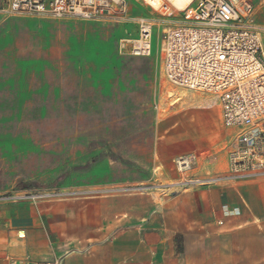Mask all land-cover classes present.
Segmentation results:
<instances>
[{"label":"rangeland","instance_id":"obj_1","mask_svg":"<svg viewBox=\"0 0 264 264\" xmlns=\"http://www.w3.org/2000/svg\"><path fill=\"white\" fill-rule=\"evenodd\" d=\"M126 1L118 21L0 12V194L163 186L156 144L180 134L179 108L204 94L165 78L158 29L152 55L119 52L139 17L173 19ZM253 5L252 21L264 30V0ZM136 186L146 189L116 191Z\"/></svg>","mask_w":264,"mask_h":264},{"label":"crops","instance_id":"obj_2","mask_svg":"<svg viewBox=\"0 0 264 264\" xmlns=\"http://www.w3.org/2000/svg\"><path fill=\"white\" fill-rule=\"evenodd\" d=\"M145 18L160 43L176 21ZM202 93L179 108L180 134L156 144L153 169L163 186L154 191L0 200V264H264V177L173 183L181 181L175 158L192 152L188 177L227 171L235 130L224 126L217 96Z\"/></svg>","mask_w":264,"mask_h":264},{"label":"built area","instance_id":"obj_3","mask_svg":"<svg viewBox=\"0 0 264 264\" xmlns=\"http://www.w3.org/2000/svg\"><path fill=\"white\" fill-rule=\"evenodd\" d=\"M153 11L175 18L163 29L160 56L165 78L182 89L209 92L221 104V120L235 130L229 145L227 171L220 176L188 177L198 157L180 155L175 167L181 185H206L222 180L264 177V30L252 21L253 0H192L179 9L172 0H143ZM9 14L47 15L54 18L120 20L126 0H5ZM138 35L118 42L122 55L148 57L152 51V20L138 19ZM123 187L116 191H144ZM112 191L114 189H111ZM96 191H16L0 200L55 199ZM48 264H56L48 263Z\"/></svg>","mask_w":264,"mask_h":264},{"label":"bare ground","instance_id":"obj_4","mask_svg":"<svg viewBox=\"0 0 264 264\" xmlns=\"http://www.w3.org/2000/svg\"><path fill=\"white\" fill-rule=\"evenodd\" d=\"M172 1L176 7H178L179 9H183L192 0H172ZM174 102H176V100ZM174 102H172V103H174ZM179 184H181V182Z\"/></svg>","mask_w":264,"mask_h":264}]
</instances>
